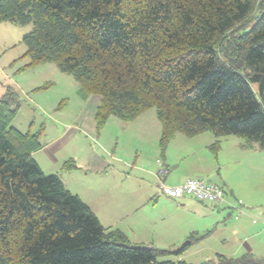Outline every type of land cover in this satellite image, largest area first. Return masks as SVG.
Returning <instances> with one entry per match:
<instances>
[{
    "label": "trees",
    "instance_id": "obj_1",
    "mask_svg": "<svg viewBox=\"0 0 264 264\" xmlns=\"http://www.w3.org/2000/svg\"><path fill=\"white\" fill-rule=\"evenodd\" d=\"M1 22L31 26L30 67L53 63L100 97L98 129L154 108L163 155L177 134L207 132L215 152L226 136L264 150V0H0ZM19 108L12 90L0 100V264H191L181 257L201 238L160 250L105 228L33 159L44 129L13 127Z\"/></svg>",
    "mask_w": 264,
    "mask_h": 264
},
{
    "label": "rangeland",
    "instance_id": "obj_2",
    "mask_svg": "<svg viewBox=\"0 0 264 264\" xmlns=\"http://www.w3.org/2000/svg\"><path fill=\"white\" fill-rule=\"evenodd\" d=\"M30 30L0 23V100L9 90L17 94L20 108L12 126L20 132L44 129V147L32 155L41 169L59 175L105 228L123 232L133 246L175 250L193 236L201 239L181 257L188 263L251 253L264 264V150L243 152L235 143L243 146L244 140L227 136L215 152L207 132L193 138L177 134L163 155L154 108L133 123L112 116L98 129L99 96L83 100L74 77L53 63L29 66L22 39ZM159 160L168 174H159ZM186 178L225 182L233 193L220 205L162 194L163 180L177 186ZM233 194L251 217L226 205Z\"/></svg>",
    "mask_w": 264,
    "mask_h": 264
},
{
    "label": "built area",
    "instance_id": "obj_3",
    "mask_svg": "<svg viewBox=\"0 0 264 264\" xmlns=\"http://www.w3.org/2000/svg\"><path fill=\"white\" fill-rule=\"evenodd\" d=\"M168 173V170L161 163L159 174L166 175ZM160 189L163 195L174 200L194 198L199 202L214 205L222 204L226 195L223 187L219 184L202 178H189L183 184L177 186H168L165 183H161Z\"/></svg>",
    "mask_w": 264,
    "mask_h": 264
},
{
    "label": "crops",
    "instance_id": "obj_4",
    "mask_svg": "<svg viewBox=\"0 0 264 264\" xmlns=\"http://www.w3.org/2000/svg\"><path fill=\"white\" fill-rule=\"evenodd\" d=\"M82 97V96H81ZM92 96H90V97H88V98H86V99H84L83 97V100H85V101H87L89 98H91ZM99 103H100V101L98 102V104H95V105H97V107H98V105H99ZM96 114V113H95ZM144 114V113H143ZM131 123H133V121L131 122ZM162 130V129H161ZM205 134H208V133H204V134H202V135H199V136H203V135H205ZM227 137V136H226ZM225 137H222L221 139H220V143L222 144V141H223V139H224ZM215 137H214V135H212V136H209V137H207V139H206V143H208V145H212L214 142H215ZM227 141H228V139L226 140V143H227ZM225 148H227L226 146H227V144H225V145H223ZM235 146H237V148H238V146L240 147V148H242L243 146H242V144L241 143H239V145H237V143H235ZM44 147V146H43ZM248 148H245V149H241V150H244L243 152H249V151H251V152H253L254 154L255 153H257V148L255 147V148H252V149H248ZM161 163H162V165L164 164V166H166V167H168L167 165H166V163H165V161L164 160H159V166H161ZM187 179H189V178H186V180ZM186 180H182L180 183H179V185L180 184H183ZM161 183H164V180H163V182H161ZM161 185V184H160ZM221 187H223V189H224V191H225V193H226V195H225V197L226 196H228V193L229 192H232L233 193V191L225 184V182H223L222 184L220 183L219 184ZM231 190V191H230ZM238 197V196H237ZM236 196H234V194L233 195H231V199H229L228 201H230V202H226L225 201V203H226V205L228 206V207H230L231 209H233V210H239V212L240 213H242L244 216H247V217H251V213L246 209V208H244V207H242V204L240 203V200H238L239 201V203L237 204V203H234L233 201H237L236 199H239V198H237ZM182 199H185V198H182ZM181 199V200H182ZM178 200H180V199H178ZM199 202V201H198ZM200 203H202V202H200ZM202 204H206V203H202ZM236 208H235V207ZM241 208H244V209H241Z\"/></svg>",
    "mask_w": 264,
    "mask_h": 264
}]
</instances>
